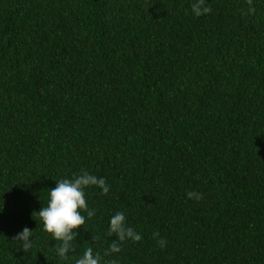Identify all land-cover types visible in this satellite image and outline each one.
Listing matches in <instances>:
<instances>
[{"label": "trees", "instance_id": "trees-1", "mask_svg": "<svg viewBox=\"0 0 264 264\" xmlns=\"http://www.w3.org/2000/svg\"><path fill=\"white\" fill-rule=\"evenodd\" d=\"M193 2L0 0V264L88 247L101 264H264V0ZM83 171L110 190H85L95 215L62 259L38 212ZM116 212L143 239L105 255Z\"/></svg>", "mask_w": 264, "mask_h": 264}, {"label": "clouds", "instance_id": "clouds-1", "mask_svg": "<svg viewBox=\"0 0 264 264\" xmlns=\"http://www.w3.org/2000/svg\"><path fill=\"white\" fill-rule=\"evenodd\" d=\"M249 5V12L254 13L255 8L252 7L253 0H246ZM192 11L195 16L206 15L211 13L210 5L205 6V0H194L191 4ZM99 187L102 195H107L110 186L104 178L90 174L88 171H83L82 174L75 176L72 179H60L57 181L56 187L52 188L49 193V201L47 206H43L38 216L43 221L44 230L51 234L55 241L61 242L57 247V253L62 259H67L69 251H75L72 246V241L75 240L77 230L85 224V216L82 213H87V218H92L95 215V209H90L86 201L85 190L89 187ZM189 199L197 201L203 198L201 193L188 192ZM126 216L123 212H116L110 218L109 236H116V239L111 242L109 249L105 255L119 253L121 244L125 240L139 242L143 239L142 235L129 227L126 223ZM33 231L25 227L14 238L15 241H20L25 252L30 251L33 246L31 239ZM154 238L159 237V232L153 234ZM93 240L98 237H92ZM158 245L163 248L167 241L160 238ZM101 255L93 253V248L88 247L83 256L78 258L75 264H101ZM106 264H117L115 260L106 262Z\"/></svg>", "mask_w": 264, "mask_h": 264}]
</instances>
